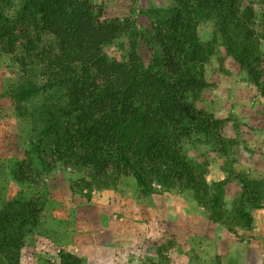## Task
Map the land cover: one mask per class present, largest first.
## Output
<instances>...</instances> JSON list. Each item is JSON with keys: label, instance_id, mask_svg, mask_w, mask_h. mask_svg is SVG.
I'll return each mask as SVG.
<instances>
[{"label": "trees", "instance_id": "trees-1", "mask_svg": "<svg viewBox=\"0 0 264 264\" xmlns=\"http://www.w3.org/2000/svg\"><path fill=\"white\" fill-rule=\"evenodd\" d=\"M168 10L143 11L153 19L147 39L128 20H101L90 0H19L13 15L12 0H0V48L6 54L22 47L18 66L28 74L26 61L37 68L40 83L22 82L8 98L17 108L39 94L57 93L39 109V135L59 160L85 169L91 191L115 186L120 176H132L143 195L156 192L153 183L168 191L189 190L208 213V219L229 228L252 222L245 202L264 208L260 180L238 177L241 192L233 210L224 208L230 177L207 183L187 163L182 141L197 134L208 143L224 146L221 120L197 110L191 102L207 87L204 65L224 50L264 99L262 33H254L253 11L243 0H170ZM264 20V16H263ZM213 24L212 38L202 42L197 27ZM50 36L52 44L43 46ZM120 38L127 42L123 61L109 60L104 48ZM154 44V47H153ZM145 48L146 55L140 52ZM41 140V142H43ZM19 170L15 180L27 189L37 182ZM44 208L41 194L21 191L0 208V264H22L26 236L36 228ZM58 264H82L80 258L59 251Z\"/></svg>", "mask_w": 264, "mask_h": 264}, {"label": "rangeland", "instance_id": "rangeland-1", "mask_svg": "<svg viewBox=\"0 0 264 264\" xmlns=\"http://www.w3.org/2000/svg\"><path fill=\"white\" fill-rule=\"evenodd\" d=\"M18 1L12 0L7 14L13 15ZM90 1L96 11H101V20L127 19L147 39L152 37L154 20L143 11L170 8L166 0ZM243 4L253 11L255 22L249 23L248 29L262 33L264 0H243ZM205 24L211 31L207 41V32L201 27ZM212 32L211 22H201L197 27L202 42L210 41ZM263 41L258 43L259 50ZM51 44L48 36L41 47ZM139 49L149 58L143 46ZM221 50L224 51L215 46V54L204 65L207 87L191 102L197 110L222 121L220 135L230 142H224V146L222 142L208 143L193 133L182 141L181 149L188 165L207 183L230 177L225 186L224 208L232 211L241 192L238 177L247 176L264 185V99L247 74L221 56ZM104 53L109 60H125L126 39L116 40L104 48ZM261 54L264 93V53ZM22 57L25 53L21 46L12 54L0 48V208L21 191H38L44 198L39 223L25 238L22 264H58L59 251L77 255L82 264H264V208L254 209L245 202L252 217L250 226L233 222L228 228L211 222L189 190L175 187L164 191L153 183L157 191L143 195L132 176L125 175L112 188L89 191L83 184L90 182L88 172L59 160L39 135V109L50 99L55 102L59 95L41 93L23 102L18 111L9 100L10 92L23 81H41L29 59L28 74L22 72L18 66ZM227 80L253 85L240 93L239 107L229 101L233 93L227 94ZM215 98L221 101L216 103ZM227 108H233L235 113L227 112ZM19 170L33 176L37 185L27 189L18 183L14 175Z\"/></svg>", "mask_w": 264, "mask_h": 264}, {"label": "crops", "instance_id": "crops-1", "mask_svg": "<svg viewBox=\"0 0 264 264\" xmlns=\"http://www.w3.org/2000/svg\"><path fill=\"white\" fill-rule=\"evenodd\" d=\"M167 1V5L169 6V7H172L173 5H174V3L172 2V1H170V0H166ZM151 5H149V7H150ZM152 8V7H151ZM156 8H159V7H156ZM161 9V8H160ZM201 27H203V29L207 32L206 33V38H205V41H207V40H209L210 39V36H211V31H210V29H209V25H207V24H205V25H203V26H201ZM198 30H199V28H198ZM209 32V33H208ZM260 50H261V52L262 53H264V41L263 42H261V44H260ZM223 55V57H225V55H224V51H222L221 50V56ZM228 58V57H227ZM233 62L232 61V59L231 58H228V60H227V62ZM246 86L248 87V88H252V86L253 85H244V84H241V83H239V82H237L236 83V81H228L227 80V94H228V92H230V93H233V95L231 94L230 95V97H229V101L230 102H232V100H233V102H236L235 103V105H237L238 107L240 106L239 104L242 102L240 99H239V97H240V93H242V91L244 90V89H246ZM239 93V94H238ZM228 97V96H227ZM215 101H216V103H218L219 101H221V100H217L216 98H215ZM235 105L233 106V107H235ZM229 106H230V103H229ZM244 109H245V107H243ZM227 112H234L235 113V111H234V109L233 108H227ZM210 113H212L214 116H215V114L213 113V111H210ZM216 118H217V116H215ZM190 220H193L192 219V217L190 216Z\"/></svg>", "mask_w": 264, "mask_h": 264}]
</instances>
